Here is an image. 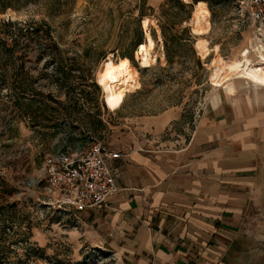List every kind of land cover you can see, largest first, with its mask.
Instances as JSON below:
<instances>
[{
    "label": "rangeland",
    "instance_id": "374dc122",
    "mask_svg": "<svg viewBox=\"0 0 264 264\" xmlns=\"http://www.w3.org/2000/svg\"><path fill=\"white\" fill-rule=\"evenodd\" d=\"M166 1L9 0L11 7L0 10V264H116L86 242L76 215L57 207L39 177L44 157L97 142L123 145L138 137L146 118L169 108L181 109L182 117L168 138L183 141L216 91L211 61H239L248 51L256 64L264 54L248 16L251 0L203 2L208 27L198 36L195 4L173 0L192 4L181 11L172 4L171 12L185 18L191 11L178 29L186 28L194 43L172 46L168 63L156 20ZM140 9L150 14L146 31L154 42L156 61L148 68L134 57L135 44L144 42ZM199 39L217 47L214 54L200 57ZM123 56L130 57L139 89L112 111L96 78L106 59ZM225 264H264V166Z\"/></svg>",
    "mask_w": 264,
    "mask_h": 264
},
{
    "label": "crops",
    "instance_id": "0c3cea01",
    "mask_svg": "<svg viewBox=\"0 0 264 264\" xmlns=\"http://www.w3.org/2000/svg\"><path fill=\"white\" fill-rule=\"evenodd\" d=\"M215 88L183 141L168 138L182 117L169 108L109 146L121 153L117 192L104 208L72 213L116 264H225L264 166V88L234 78Z\"/></svg>",
    "mask_w": 264,
    "mask_h": 264
},
{
    "label": "built area",
    "instance_id": "2783aa9c",
    "mask_svg": "<svg viewBox=\"0 0 264 264\" xmlns=\"http://www.w3.org/2000/svg\"><path fill=\"white\" fill-rule=\"evenodd\" d=\"M250 22L264 45V0H251ZM121 153L102 143H93L81 150H62L44 157L39 171L49 193H56L57 207L65 212L101 209L116 192L111 163Z\"/></svg>",
    "mask_w": 264,
    "mask_h": 264
},
{
    "label": "bare ground",
    "instance_id": "6f19581e",
    "mask_svg": "<svg viewBox=\"0 0 264 264\" xmlns=\"http://www.w3.org/2000/svg\"><path fill=\"white\" fill-rule=\"evenodd\" d=\"M209 12L205 8L203 2H197L192 12V32L194 35H203L207 32ZM141 27L144 30V42L137 45L134 51L135 60L140 68H148L152 66L156 57L151 55L154 48V42L149 33L146 31L149 20L141 19ZM195 49L200 57L205 58L209 55L210 48L203 39L197 40L194 44ZM217 47L214 48V51ZM262 49V46H261ZM217 51V50H216ZM248 51L240 55L242 60L224 62L221 59L211 61L213 65L212 73L209 77L212 85L220 87L222 81L230 78L245 80L254 85L264 88V54L258 53V61L256 64L248 59ZM137 72L131 66L126 58H120L117 62H113L110 58L106 59L97 74V84L102 91L109 110L118 109L123 103L127 93L134 92L139 89L137 81Z\"/></svg>",
    "mask_w": 264,
    "mask_h": 264
},
{
    "label": "trees",
    "instance_id": "16d2710c",
    "mask_svg": "<svg viewBox=\"0 0 264 264\" xmlns=\"http://www.w3.org/2000/svg\"><path fill=\"white\" fill-rule=\"evenodd\" d=\"M192 4H196L197 2H205L209 4V0H192ZM172 4H175L178 6V9L181 11L185 8H190L191 5H184L181 2L173 1V0H167L164 2V4L160 5L156 14V20H157V26L160 30V36L163 44V50L165 54L166 61L170 62V52L171 47L177 45L182 41L184 44L192 45L194 42L193 38L189 35L188 30L186 28L178 29L182 26V24L189 20L191 11H186V17H182L179 12L178 13H172L171 7ZM10 2L9 0H0V10L5 11L6 9L10 8ZM150 14H146L143 9H140V12L138 14L139 18H147V16ZM32 32L37 33V29H32ZM141 44L138 42L135 44V48L137 45ZM122 58H126L130 61V57L123 56Z\"/></svg>",
    "mask_w": 264,
    "mask_h": 264
}]
</instances>
